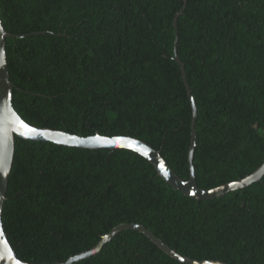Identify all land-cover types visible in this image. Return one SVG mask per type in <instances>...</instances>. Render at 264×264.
Here are the masks:
<instances>
[{
	"label": "trees",
	"instance_id": "1",
	"mask_svg": "<svg viewBox=\"0 0 264 264\" xmlns=\"http://www.w3.org/2000/svg\"><path fill=\"white\" fill-rule=\"evenodd\" d=\"M0 19L43 31L5 38L12 104L30 124L136 137L187 179L192 107L176 39L197 107L198 187L264 160V0H0ZM5 195L4 231L28 262H63L135 222L192 259L264 264V175L195 199L133 150L15 136ZM73 264L188 263L124 229Z\"/></svg>",
	"mask_w": 264,
	"mask_h": 264
},
{
	"label": "water",
	"instance_id": "2",
	"mask_svg": "<svg viewBox=\"0 0 264 264\" xmlns=\"http://www.w3.org/2000/svg\"><path fill=\"white\" fill-rule=\"evenodd\" d=\"M177 15L174 18V26L176 29ZM43 31H32L30 33H12L4 29L0 19V264H73L82 258L91 256L98 252L107 241L124 229H135L144 233L159 248H161L169 256L188 264H230L217 259H192L180 254L175 249L167 245L161 238L156 236L151 230L143 224L135 222H123L114 226L108 233L102 235L99 242L88 250H84L78 254L70 256L63 262L57 263H32L25 261L17 256L15 250L10 244L2 224V208L6 199V189L9 172L13 163L15 136L23 139L50 141L56 144L76 146L81 148H126L133 150L144 156L156 169L157 173L165 182L170 184L174 189L181 191L187 196L195 199H210L221 197L227 192L248 186L254 181L259 180L264 175V160L251 173L239 179L229 181L212 188L198 187L195 178V169L193 165L194 148L196 146L195 124L197 118V107L195 99L192 95L189 82L186 77L185 67L176 53V42L174 40V58L178 62L183 82L185 84L187 95L192 107V121L190 132V143L187 153L188 173L187 179L179 177L171 166L166 162L160 153V150L154 149L145 141L128 135H103L99 132L93 135L81 136L70 133L61 129H52L47 127H39L30 124L24 120L15 110L12 104L11 87L13 83L9 79L5 38L23 37L31 33H39ZM176 35V32H175ZM177 37V36H176ZM27 125V127H24Z\"/></svg>",
	"mask_w": 264,
	"mask_h": 264
},
{
	"label": "snow or ice",
	"instance_id": "3",
	"mask_svg": "<svg viewBox=\"0 0 264 264\" xmlns=\"http://www.w3.org/2000/svg\"><path fill=\"white\" fill-rule=\"evenodd\" d=\"M24 127H27V125H24Z\"/></svg>",
	"mask_w": 264,
	"mask_h": 264
}]
</instances>
